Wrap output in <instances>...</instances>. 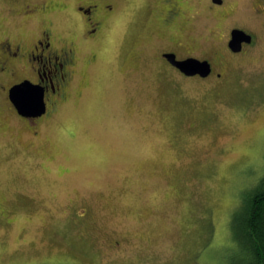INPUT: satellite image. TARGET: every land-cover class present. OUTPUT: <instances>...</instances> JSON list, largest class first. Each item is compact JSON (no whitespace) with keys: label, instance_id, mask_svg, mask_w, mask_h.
<instances>
[{"label":"rangeland","instance_id":"obj_1","mask_svg":"<svg viewBox=\"0 0 264 264\" xmlns=\"http://www.w3.org/2000/svg\"><path fill=\"white\" fill-rule=\"evenodd\" d=\"M30 1L75 0H0V38L27 42L47 23L74 37L68 9L11 12ZM114 1L38 136L0 96V264H244L233 220L264 183V0H226L219 22L205 0H183L175 30L158 27V0ZM245 20L259 39L224 59L222 79L156 61L171 41L206 57Z\"/></svg>","mask_w":264,"mask_h":264},{"label":"flooded vegetation","instance_id":"obj_2","mask_svg":"<svg viewBox=\"0 0 264 264\" xmlns=\"http://www.w3.org/2000/svg\"><path fill=\"white\" fill-rule=\"evenodd\" d=\"M183 0H158L154 9V18L161 29L175 30L180 20L184 19L185 10ZM210 12L214 14L217 22L224 18L227 11L226 0H205ZM68 9L65 3H42L30 1L22 4L21 7L11 9L15 17L24 19L37 18V15H47L49 12L68 9L74 31V37L65 41L61 36L58 37L53 32L50 23L44 24L36 36L28 40L13 39L9 37L0 38V77L7 76V79L0 78V96L15 116L27 125V131L32 132L33 136H38V129L41 123L57 113L61 104L69 98L70 85L79 67L81 59L78 55L80 46L93 45L101 36L107 22L116 14L117 5L114 0H75ZM262 10L257 14L262 17ZM244 24L228 26L226 28V39L222 42V49L217 48L206 57H198L191 53L181 54L182 44L171 41L175 48H165L158 50L156 61L159 62L167 71L176 73L186 79H207L211 76L222 79L223 73L217 72L223 69L224 59H234L236 56L245 54L249 48H253L259 36L257 32L250 28L248 20ZM183 27V26H182ZM261 33L264 34V19L259 23ZM235 30L243 31L250 36L249 42L236 44L233 50L230 42L232 32ZM170 43V42H169ZM170 43V44H171ZM78 50V51H77ZM96 56L90 55L93 62ZM188 59H195L207 62L210 72L206 76L199 74L189 75L183 72L173 62H183ZM87 62V60L85 61ZM229 62L227 61V64ZM166 71V72H167ZM168 75V74H167ZM165 76V75H164ZM24 81L35 86L43 94L45 105L44 112L39 116L28 114L24 117L18 113L15 105L9 98V90Z\"/></svg>","mask_w":264,"mask_h":264},{"label":"trees","instance_id":"obj_3","mask_svg":"<svg viewBox=\"0 0 264 264\" xmlns=\"http://www.w3.org/2000/svg\"><path fill=\"white\" fill-rule=\"evenodd\" d=\"M234 215L244 264H264V183L243 198Z\"/></svg>","mask_w":264,"mask_h":264},{"label":"water","instance_id":"obj_4","mask_svg":"<svg viewBox=\"0 0 264 264\" xmlns=\"http://www.w3.org/2000/svg\"><path fill=\"white\" fill-rule=\"evenodd\" d=\"M244 41L249 42L250 36L240 30L232 32L230 44L234 46L233 50L237 51L238 47L235 48V45ZM173 63L189 75L199 74L201 76H206L210 72V67L207 62H201L195 59H188L183 62ZM9 98L15 105L18 113L24 117H27L28 114L39 116L45 110L42 92L27 81L13 86L9 90Z\"/></svg>","mask_w":264,"mask_h":264}]
</instances>
